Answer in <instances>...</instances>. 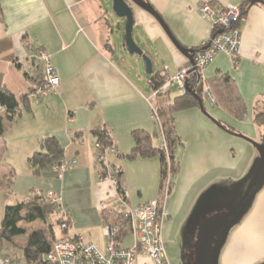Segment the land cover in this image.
I'll return each mask as SVG.
<instances>
[{"label":"crops","instance_id":"1","mask_svg":"<svg viewBox=\"0 0 264 264\" xmlns=\"http://www.w3.org/2000/svg\"><path fill=\"white\" fill-rule=\"evenodd\" d=\"M147 1L183 47L197 49L213 33L212 23L202 17L203 6L210 5L217 12L246 0ZM251 1L264 3V0ZM109 4L107 0H0V86L18 97L35 89L43 72L37 59L39 52L50 57L61 80L54 94L39 101L29 98L28 115L21 117V113L0 139V150L4 145L9 149L10 141L6 137L10 134L12 147H16L14 157L8 159L5 153L2 158L6 162L0 164V169L4 168L0 170L1 178L7 175L4 171H17V160L24 169L15 173L10 186L0 190L3 196L0 221L7 205L33 197V190L46 198L49 192H54L58 204L54 217L67 223L64 233L94 245L103 254L109 245L105 229L115 227L114 218L161 195L159 159L125 157L135 146L132 138L135 129L154 133L158 132L159 124L149 103L153 89L148 79L151 94L144 91L136 80L137 71L122 56L121 50L126 49L119 40V32L115 35L113 26L118 21L110 19L112 15L106 8ZM134 38L150 52L153 68L164 75L175 76L190 65L156 19L138 8ZM239 51L237 60L220 52L204 76L206 79L222 74L231 76L246 105L245 118L237 121L219 106L212 107L207 102L206 110L213 117L205 115L200 108L176 115L175 125L182 145L175 157L180 169L166 206L163 238L165 245H179L184 255L190 251L185 264L195 259V251L186 237L192 238V243L196 241L198 227L214 215V208L218 209L215 214L232 208L234 197L242 190L241 183L237 189L236 180L243 182L259 158L254 146L239 135L264 139V125L255 121L264 114V5L255 3L249 9L240 28ZM159 57L164 64L157 69L155 61ZM39 113L49 117L39 120ZM213 119L228 125L238 135L224 131ZM96 128L106 129L112 136L116 153H107V161L116 177L117 171L121 172L117 186L102 177L105 169L98 159L97 140L92 134ZM50 135L57 136L64 147V161L74 163L62 172L53 170L48 177H36L28 158L40 149V141ZM153 141L155 146L162 144L160 138ZM33 226L37 224L24 225L28 233L35 229ZM54 231L57 236L55 228ZM28 235L16 238L15 244L24 247ZM118 241L123 248L136 246L132 224ZM22 261L21 256L15 264H26ZM263 262L264 185L228 234L217 258V264ZM135 264L154 262L138 253Z\"/></svg>","mask_w":264,"mask_h":264},{"label":"trees","instance_id":"2","mask_svg":"<svg viewBox=\"0 0 264 264\" xmlns=\"http://www.w3.org/2000/svg\"><path fill=\"white\" fill-rule=\"evenodd\" d=\"M147 1V0H145ZM148 2V1H147ZM253 3V4H252ZM255 3L264 5L261 1L246 0L240 4L241 15L243 21L247 17L249 9ZM242 22L236 27L241 28ZM203 47L194 49L201 50ZM237 64V61L235 62ZM148 81L153 90H158L165 82V75L162 71L155 70L148 76ZM209 87L213 93L217 106L228 113L233 119L242 121L246 116V105L243 99L238 95L235 81L228 74H222L212 79L200 80L193 77L188 81V88L185 94H175L174 89L169 91H160L158 93L157 111L159 116L158 132L149 133L143 129H135L132 132V138L135 146L132 151L125 157L129 160L136 158H158L161 165V192L165 188L167 179L172 177L170 188L171 192L174 187V177L178 174L180 164L176 160V150L182 145V141L176 130V115L182 111L200 108L199 99L204 103V89ZM16 96L6 87L0 86V139H3L9 129L15 124L22 113V106L30 110L29 98L32 92ZM195 93L199 99L193 95ZM207 112V110H206ZM255 121L260 125H264V114L256 117ZM224 131L238 135L237 132L223 122L218 121ZM93 136L97 140V144H101L104 148H112L114 142L108 130L96 128L92 130ZM162 140L161 146H155L154 139ZM7 152L4 145L0 150V157L3 158ZM65 160V149L55 135H50L40 141V149L28 158V165L36 177H48L56 166L62 164ZM14 171V170H12ZM15 172L12 175L0 176V190L12 184L15 178ZM121 176V172L117 171V178ZM33 197L22 200L16 204L7 205L4 211V218L0 227V259L9 260L11 264L18 263L22 258L26 264H52L47 256L50 253L54 241L57 240L54 231L55 226L61 225V219H56L53 223V217L57 212L58 204L50 203L47 198L36 192ZM115 227H111L117 231L116 239L120 240L131 227V221L126 219L124 215H118L114 218ZM39 227L27 232V225H35ZM28 235L27 243L24 247L15 244L16 238Z\"/></svg>","mask_w":264,"mask_h":264},{"label":"built area","instance_id":"3","mask_svg":"<svg viewBox=\"0 0 264 264\" xmlns=\"http://www.w3.org/2000/svg\"><path fill=\"white\" fill-rule=\"evenodd\" d=\"M202 17L212 23V36L204 43L201 50L195 51L194 66L190 64L183 67L175 76L165 74V82L162 87L158 90H153L149 103L152 107L153 117L157 121H159L157 102L160 91L166 92L176 89L179 94H185L188 88V81L191 78L206 79L204 76L206 68L220 52L228 53L234 60L239 57L240 28L236 27V25L243 21L240 6L229 5L215 12L210 5H204ZM37 59L42 63L43 72L38 85L30 95V98L35 101H39L43 96L54 94L61 83L50 57L44 52H39ZM165 70L167 71V68ZM204 99L210 106H217L216 99L209 87L204 89ZM0 110L3 111L5 109L0 107ZM96 146L99 151L98 159L105 169V174L102 176L103 179L110 180L117 186V177L110 172L111 168L107 161V153H116L115 148H104L99 143ZM73 163L63 161L54 170L62 172ZM171 180L172 177L169 176L159 199L152 200L124 215L126 219L131 221L133 227L137 242L134 248H123L116 239L117 231L108 227L105 229L109 238L106 254H103L94 245L84 244L74 237L65 235L54 241L52 249L47 256L48 260L52 264H135L137 254L142 253L149 256L154 264H169L163 238V227L167 216L166 206L171 195ZM47 200L52 204H57V197L54 192L48 193ZM105 208L103 209L105 210ZM60 228L63 232L66 231L68 229L67 223L63 221ZM0 264L11 263L9 260L2 259Z\"/></svg>","mask_w":264,"mask_h":264},{"label":"water","instance_id":"4","mask_svg":"<svg viewBox=\"0 0 264 264\" xmlns=\"http://www.w3.org/2000/svg\"><path fill=\"white\" fill-rule=\"evenodd\" d=\"M108 2L112 4V9L115 16L118 19L124 20L125 30L123 45L126 51L132 57H139L144 62L147 75H150L153 72V59L150 55V52L145 50L135 41L134 28L136 25V8L143 10L154 17V19H156V21L164 28L175 48L188 59L192 66H194L195 50L183 47L176 40L163 21L162 17L150 3L145 0H108ZM120 25L121 22L118 21L116 30H120ZM193 95H195V93H193ZM196 97L199 99L198 96ZM199 104L200 110L205 115L210 117V115L205 110L204 103L200 99ZM215 123L219 125L218 121H215ZM239 136L246 139L257 149L259 158L254 168L241 183L242 186L240 189L242 190H240L234 197L235 203L232 208L228 211L216 213L201 223L197 229L196 241L194 243H192V238L188 236L186 237V239L189 240V244L195 251V259L193 264H217L220 248L225 241H223L217 249L214 248V246L220 238L224 226L240 212L249 198L252 199L254 197L256 191L258 190L256 188L264 181V141L263 143H257L243 135ZM261 264H264V262Z\"/></svg>","mask_w":264,"mask_h":264},{"label":"rangeland","instance_id":"5","mask_svg":"<svg viewBox=\"0 0 264 264\" xmlns=\"http://www.w3.org/2000/svg\"><path fill=\"white\" fill-rule=\"evenodd\" d=\"M108 1V0H107ZM110 3V2H108ZM106 8L108 9V12L112 15L111 16V20H114V22L116 21H120L121 22V25H120V30L116 31V26H113L114 28V32H115V35H118L117 32H119V40L121 42H123V38H124V30H125V23H124V20L122 19H118L115 14H114V11L112 9V4L110 3L109 6L107 5ZM117 25V23H116ZM118 40V39H117ZM123 45V44H122ZM122 51V56L124 57L125 61L127 64H130L131 67H133L137 73H138V76L136 77V80L140 83L141 87L144 89V91L147 93V94H151V88L148 86L146 80L148 79V76L147 73H146V69H145V65H144V62L139 58V57H132L131 55H129V53L125 50H121ZM117 60L119 61L120 60V57H117ZM39 61V60H38ZM40 62V61H39ZM38 62V63H39ZM41 63V62H40ZM164 64V60L159 57L156 59L155 61V66L156 68H161ZM133 75V73H132ZM134 76V75H133ZM135 77V76H134ZM176 89H174L175 91ZM178 94V90L175 91V94ZM33 103H32V107H33ZM22 110V116L21 117H26V115H28V109L24 106H22L21 108ZM207 113L210 115V117H213L212 114H210L208 111ZM37 117L40 118L41 117H49L46 116L44 113H39L37 115ZM12 135L10 134L9 136L6 137V139L8 141H10V144H9V149L7 148V152H6V157L9 159V157H14V148L16 147H12V140H13V137H11ZM253 140V139H251ZM263 138L262 137H258V139L256 140H253L257 143H263ZM253 149H256L255 147H253ZM257 151V149H256ZM12 153V155H11ZM19 153V151H18ZM20 154H17V156H19ZM4 157V156H3ZM18 158V157H16ZM6 162V160H2V157H0V164H4ZM17 171H4L6 172L5 174L7 175H12L13 172H17V174H19L21 171H23L24 169L22 168L23 167V164L20 162V160L18 161L17 160ZM2 169L4 170V168L2 167ZM0 169V170H2ZM239 172V171H238ZM237 172V176L239 178V173ZM239 183H242L241 180L239 181V179L236 180V187H238L237 189H239ZM262 185V186H261ZM260 186H258L256 189H259V188H262L263 185H264V181L262 182ZM2 192H0V207L2 205V201H3V196L1 194ZM223 194V193H222ZM250 203H251V198H249L246 203L244 204V206L242 207V209L240 210V212L233 218L231 219L225 226H224V229L222 231V234L220 236V238L218 239L217 243L215 244L214 248H218L219 245L226 240L228 234L233 230V228L240 222V220L242 219L243 215L246 214V212L248 211L249 207H250ZM222 205V204H221ZM220 207V205H218ZM225 208H228V207H225ZM231 209V208H230ZM218 209L217 208H214L212 210V212L215 214V212L217 211ZM4 218V216H3ZM3 218H2V222H3ZM57 217H53V223L55 222ZM2 223L0 221V227H1ZM34 227V226H33ZM39 226H35L34 228H38ZM55 230L57 231V238H62L64 237L66 234L62 231V229L59 227V226H55ZM166 247V251H167V258H168V261H169V264H185V260H188L189 257H190V251L187 252L185 255L182 253V250H181V247H179V245H170V244H166L165 245ZM194 251V250H193ZM192 255V254H191ZM22 263H25V260L23 259ZM193 264V263H192Z\"/></svg>","mask_w":264,"mask_h":264},{"label":"flooded vegetation","instance_id":"6","mask_svg":"<svg viewBox=\"0 0 264 264\" xmlns=\"http://www.w3.org/2000/svg\"><path fill=\"white\" fill-rule=\"evenodd\" d=\"M192 263H193V262H192ZM192 263H191V264H192Z\"/></svg>","mask_w":264,"mask_h":264}]
</instances>
